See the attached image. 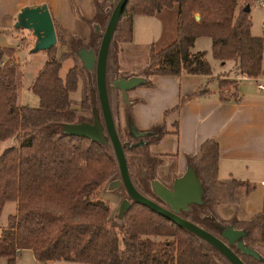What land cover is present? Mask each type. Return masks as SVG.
Here are the masks:
<instances>
[{"label":"trees","instance_id":"trees-1","mask_svg":"<svg viewBox=\"0 0 264 264\" xmlns=\"http://www.w3.org/2000/svg\"><path fill=\"white\" fill-rule=\"evenodd\" d=\"M92 3L95 14L91 19L83 18L73 4L71 10L79 19L100 28L110 12L101 2L92 0ZM237 3L238 0H127L111 35L113 51L119 43L131 41L133 16H150L162 8L174 7L175 37L157 51L149 46L140 76L143 81L138 86H151V75L211 74L204 53L190 52L195 38L201 36L210 39L211 55L220 64L231 60L238 75L256 78L262 74L264 38L249 33V11H243L244 5L237 7ZM50 18L56 41L65 50L60 58L51 53L52 46L43 51L46 59L29 85L38 99L36 107L17 103L14 50L0 47V145L16 138V144L0 150V212L6 202L15 203L14 212L8 214L5 226L0 229V257L5 258V264H14L21 249H30L41 264L56 260L89 264H230L201 238L131 200L121 214V237L108 226L110 209L107 202L98 198V190L118 172L111 146L108 141L100 143L62 132L63 124L91 121L92 108L99 115L98 103L92 101L95 86L89 85L88 71L76 51L81 47L94 49L101 34L94 29L87 36L74 34ZM64 58L73 59V65L62 79L58 70ZM78 79L83 81L76 109L69 93ZM225 82L221 80L219 85ZM107 97L110 105V95ZM113 98L116 107L124 102L117 89ZM177 109L175 106L165 111L163 117ZM85 113L90 116L88 119L82 118ZM128 120L131 122L129 116ZM153 130L148 135L149 143L164 135L163 122ZM125 131L130 135L127 126ZM116 133L133 186L163 205L150 188L155 178L146 172V179L138 182V186L128 157H144L148 166L159 165L164 158L150 153L147 142L129 146L126 143L138 139L121 141L120 129ZM217 151L215 140L210 138L197 154L185 156L187 166L200 182L201 203L190 204L177 215L219 238L222 227L230 225L241 230L242 244L255 251L258 258L243 254L235 242L229 245L230 249L244 264H264V203L259 212L244 221L216 215L218 204L238 203L253 189L248 181L217 177ZM178 176L172 160L164 178L171 184ZM156 180L167 186L166 180Z\"/></svg>","mask_w":264,"mask_h":264},{"label":"crops","instance_id":"crops-1","mask_svg":"<svg viewBox=\"0 0 264 264\" xmlns=\"http://www.w3.org/2000/svg\"><path fill=\"white\" fill-rule=\"evenodd\" d=\"M41 4L54 21L71 33L87 36L94 29L71 10L73 4L83 18L91 19L95 14L92 0H0V47L13 49L14 59L16 49L9 37H17L14 27L17 15L24 7ZM174 10L161 9L150 16L132 17L131 41L119 43L107 55L106 68L110 69L111 79L142 75L149 46L158 45L160 49L175 37ZM210 46L208 37H196L190 52L204 51L211 74L151 75V86L126 91V99L116 107V113L120 125L127 126L129 116L136 129L149 133L163 122L165 133L157 142L149 143L146 136L148 150L170 162L173 160L180 175L187 167L185 156L197 154L207 139H214L218 150L217 177L253 184V189L238 203L218 204L216 215L244 221L259 212L264 203V89L256 88L257 77L238 75L233 61L220 64L211 59ZM263 75L262 68L260 77ZM221 80L226 81L223 86L219 85ZM19 100L22 104L20 96ZM175 106L176 111L163 117L165 111ZM14 210L15 207L10 214ZM0 258L5 264V258ZM14 264L41 263L34 259L30 249H21ZM43 264L89 263L56 260Z\"/></svg>","mask_w":264,"mask_h":264},{"label":"water","instance_id":"water-1","mask_svg":"<svg viewBox=\"0 0 264 264\" xmlns=\"http://www.w3.org/2000/svg\"><path fill=\"white\" fill-rule=\"evenodd\" d=\"M112 1V0H108ZM127 0H116L113 4L105 26L101 32L100 40L96 52L92 48L81 47L76 51L82 66L86 70H94V86L99 107V115L92 108L91 121H81L62 125V132L65 134L87 137L100 143L109 142L114 158L117 163L119 180L113 181L112 185H121L129 200L141 204L154 213L166 218L175 225L191 232L213 246L230 264H244L243 261L230 249L229 245L235 242L236 247L246 255L258 258V254L252 249L244 246L240 237L243 232L233 229L228 225L220 230V237H216L210 232L197 226L196 224L180 217L177 213L180 210H187L190 204L201 203L202 188L191 167L187 166L185 171L174 178L170 186H165L158 180L150 182L152 193L162 202L163 205L139 193L133 186L126 165L122 145L118 139L113 123L109 101L107 97L105 71L109 42L115 23ZM243 11H249L248 4L244 5ZM195 15V19H197ZM15 28L30 30L35 37L33 51H44L55 43V34L50 15L44 4L24 7L17 15ZM98 32V26H93ZM143 79L140 76H130L127 78L118 77L111 83L113 89H117L123 100L126 99V91L140 85ZM128 133L136 142L126 145H143L146 141L143 136L149 135V131L136 129L130 121L127 122ZM122 199L119 204L120 215L129 206V200Z\"/></svg>","mask_w":264,"mask_h":264},{"label":"rangeland","instance_id":"rangeland-1","mask_svg":"<svg viewBox=\"0 0 264 264\" xmlns=\"http://www.w3.org/2000/svg\"><path fill=\"white\" fill-rule=\"evenodd\" d=\"M116 1V0H115ZM115 2L112 1H105L101 2L102 6H106L107 13L110 12L113 4ZM248 4L249 6V12L248 16L250 19V27H249V33L252 36H260L264 38V0H238L237 7L243 6ZM162 9H168V10H173V8H162ZM175 11V10H174ZM88 23V22H87ZM90 24V23H88ZM105 25H102L100 28H98L99 34H101L103 28ZM18 33H16L17 37L12 38V36L9 37V42L13 44V47L16 49L15 52V58L13 57L14 61L16 60L17 64V89L15 91V96H16V101L18 104L20 103L19 96L21 98L22 104L29 106V107H36L38 105V99L37 97L30 91L29 85L35 78L36 74L38 71L42 68L43 63L46 59L45 52L43 51H33V44L35 41V37L32 35L30 30H26L23 28H15ZM113 40H110L109 46H108V53H111L114 49L113 46ZM19 45V46H18ZM53 49L51 53H53L54 57L60 58L61 53L65 50L64 46L61 45L56 41L55 38V43L52 45ZM98 47V43L96 47H94V51L96 52ZM160 47V46H159ZM158 45L154 46L153 49L155 51L159 50ZM203 52L204 51H200ZM108 55V54H107ZM211 59H214L211 55V50L210 54L208 55ZM5 59V58H4ZM204 59H205V53H204ZM210 59V60H211ZM73 59L71 58H64L60 60V67L58 70V75L60 78H64L65 73L67 72L68 68H70L73 65ZM206 60V59H205ZM215 61L219 62L218 60L214 59ZM229 61V60H228ZM208 63V62H207ZM220 63V62H219ZM209 64V63H208ZM210 66V65H209ZM263 71H264V55L262 57V64H261ZM211 69V66H210ZM87 79L88 83L91 86H94V70H87ZM260 77V76H258ZM262 79H264V75L261 76ZM114 79H111V72L110 69L107 67L105 71V81H106V89H107V94L110 95V111L113 119V123L115 128L120 129V138L121 141L127 140L129 141H134V138L132 135H127L125 131V125L122 124L120 125L119 120L117 118V113H116V105H115V100L113 98L114 95V89L111 87V83ZM81 79H78L76 87L73 91L69 93V97L72 100L74 108L78 109V100L80 99L81 95V85H82ZM97 102V97H96V92L94 93V99L92 100L93 102ZM98 103V102H97ZM93 104V103H92ZM95 105V104H94ZM99 111V108H98ZM100 113V112H98ZM89 114V113H88ZM83 115L82 118L88 119L90 116L85 114ZM146 137V136H145ZM16 144V138H10L6 141H4L0 145V150L3 149L4 147L14 145ZM111 151V147H110ZM128 162L131 170V174L133 175L135 181L137 182L136 184L138 186L139 183L143 179H146L145 176L148 174L146 172L150 173V176H153V178L158 179L161 178L165 181V184L167 186L170 185L169 181L164 178V176L167 174L168 168L170 161L167 159H163V162L159 165L153 163L152 166L147 165V160L143 157H133L130 156L128 157ZM118 179V172L114 173L113 175L110 176L108 180H106L99 188L98 190V198L107 202L109 209H110V215L108 219V226L111 227L118 235L120 238L122 235V222H121V215L119 213V204L122 199H128L124 189L122 186H114L112 185L113 181ZM139 182V183H138ZM146 183V182H145ZM129 200V199H128ZM15 207L14 202H6L2 210L0 212V228H3L6 223V218L8 214L12 212V210ZM159 240L163 239L157 238ZM0 264H4V260L0 258Z\"/></svg>","mask_w":264,"mask_h":264},{"label":"built area","instance_id":"built-area-1","mask_svg":"<svg viewBox=\"0 0 264 264\" xmlns=\"http://www.w3.org/2000/svg\"><path fill=\"white\" fill-rule=\"evenodd\" d=\"M255 86L259 90L264 89V79H262V77H257L255 79Z\"/></svg>","mask_w":264,"mask_h":264},{"label":"flooded vegetation","instance_id":"flooded-vegetation-1","mask_svg":"<svg viewBox=\"0 0 264 264\" xmlns=\"http://www.w3.org/2000/svg\"><path fill=\"white\" fill-rule=\"evenodd\" d=\"M170 186V185H169Z\"/></svg>","mask_w":264,"mask_h":264}]
</instances>
